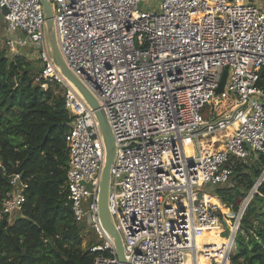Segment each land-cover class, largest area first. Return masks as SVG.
<instances>
[{
  "label": "built area",
  "instance_id": "2783aa9c",
  "mask_svg": "<svg viewBox=\"0 0 264 264\" xmlns=\"http://www.w3.org/2000/svg\"><path fill=\"white\" fill-rule=\"evenodd\" d=\"M49 1L64 62L105 111L116 143L108 208L125 260L230 264L245 207L224 234L225 211L213 190L229 182L236 161L264 156V7L252 0H160L146 11L141 0ZM2 9L7 54L31 55L40 79L61 88L71 119L65 186L73 219L86 218L96 235L87 249L92 264H120L99 218L105 151L94 112L49 58L40 0H0ZM229 99L223 114L205 118L206 106ZM228 126L233 134L223 148L204 152L201 138ZM9 185L0 215L10 221L23 211L28 183L15 174ZM205 187L212 196L199 198ZM215 229L219 249L201 239Z\"/></svg>",
  "mask_w": 264,
  "mask_h": 264
},
{
  "label": "trees",
  "instance_id": "16d2710c",
  "mask_svg": "<svg viewBox=\"0 0 264 264\" xmlns=\"http://www.w3.org/2000/svg\"><path fill=\"white\" fill-rule=\"evenodd\" d=\"M29 61L0 52V203L17 169L28 183L22 213L10 221L0 215V264H92L94 256L81 249L82 227L73 219L65 186L64 137L71 119L62 99L50 86L42 87L43 79L33 83ZM231 106L229 99L210 108L220 115ZM263 172L264 156L236 161L229 182L214 188V196L232 212L229 224ZM204 242L222 246L217 237ZM230 264H264V179L244 211Z\"/></svg>",
  "mask_w": 264,
  "mask_h": 264
},
{
  "label": "water",
  "instance_id": "95a60500",
  "mask_svg": "<svg viewBox=\"0 0 264 264\" xmlns=\"http://www.w3.org/2000/svg\"><path fill=\"white\" fill-rule=\"evenodd\" d=\"M42 5V10L44 14V35H45V45L48 52L49 58L53 63L56 71L61 75V77L73 88L77 95L82 99L85 105L94 112V117L98 123L100 135L104 145L105 157L104 164L101 171L100 182H99V218L104 230L109 235L112 240L113 246L117 253V258L120 264H128L124 258L122 240L119 233L116 231L113 219L109 212L108 208V198H109V187H110V170L114 161L115 152H116V143L110 128V124L106 113L98 105L95 97L88 91L84 84L71 72L64 62V59L59 50L57 43L55 23L53 20L52 7L49 0H40ZM5 9H2V16H5ZM227 77V70H224L219 87L216 90V95L222 93L225 81ZM20 169L15 171V174L18 175ZM264 175L260 177L259 180H262ZM257 186L254 190L247 196L245 201L242 204V207L246 208L250 199L252 198L254 192L256 193ZM247 200H249L248 203Z\"/></svg>",
  "mask_w": 264,
  "mask_h": 264
},
{
  "label": "rangeland",
  "instance_id": "374dc122",
  "mask_svg": "<svg viewBox=\"0 0 264 264\" xmlns=\"http://www.w3.org/2000/svg\"><path fill=\"white\" fill-rule=\"evenodd\" d=\"M252 1L255 2L258 5H262L264 7V0H252ZM160 3H161L160 0H141V4H140L139 8L142 9V10H146V11H152L153 9L154 10L158 9ZM5 35H6V33H5V23H4L2 15L0 14V52L3 51L5 53V55H6V57H8L10 59V56L5 51V47H4ZM30 56H27L29 60L32 58ZM28 64H29V72H30L31 76H33V78H34L33 83L34 84H39V79H40L39 74H40V71H41L40 63L35 61V60L34 61L30 60ZM44 81L46 82L45 88H47V86H50L51 89H52L53 95L56 98H61L62 99L61 88L59 86L56 87L55 84L52 81H50L49 78H47ZM213 113L217 114V112L211 110L210 107H208V106L205 107L204 116H205L206 119H209L211 116H213ZM217 115H219V114H217ZM229 129H230L229 127L225 128L221 133H216L215 136L213 138H211V139L209 137H207V140L204 139V138H201L202 143L205 145V146L203 145V151L205 152L207 150H210L211 146L212 147H216L218 149L219 145L223 141V139L230 136ZM262 175H264V172L262 173ZM259 182L260 181L258 180L256 184L258 185ZM208 188L209 187H205L204 189H202L201 192H198V197L201 198L202 194H206V195L212 196V193H210ZM214 198H217V197L214 196ZM213 201L215 203H217L221 209H224L223 211H225L224 212V216L226 218V222H225V224H223V227H224L223 233L226 234L228 232L227 227L229 226V221L228 220L231 217H233L232 212L228 208H226V207L224 208V205H222V203L220 202V200H218V198L217 199H213ZM248 202H249V200H247L246 203H248ZM242 204H241V206H242ZM260 206L263 207V202L260 203ZM81 227H82L81 234L83 236L82 237L83 239H82L81 249H83V251H84V250L88 249V247L90 246L89 242L91 241V239L94 240V242H96L97 238H96V235L94 234V232L92 231V229H90V227L87 225L86 218H84L83 222L81 223ZM217 249H219V247H217Z\"/></svg>",
  "mask_w": 264,
  "mask_h": 264
},
{
  "label": "bare ground",
  "instance_id": "6f19581e",
  "mask_svg": "<svg viewBox=\"0 0 264 264\" xmlns=\"http://www.w3.org/2000/svg\"><path fill=\"white\" fill-rule=\"evenodd\" d=\"M230 129H229V133H230V136H232L233 134V129H234V126H228ZM226 127V128H228ZM223 148V142L221 143V146L220 148H218L217 150H221ZM209 150L205 151V152H208ZM221 229H215V230H212L210 231L209 233L205 234L202 236V241L204 242V239H211V238H219V233H220ZM199 264H207V260L206 259H203L202 257L199 258Z\"/></svg>",
  "mask_w": 264,
  "mask_h": 264
},
{
  "label": "crops",
  "instance_id": "0c3cea01",
  "mask_svg": "<svg viewBox=\"0 0 264 264\" xmlns=\"http://www.w3.org/2000/svg\"><path fill=\"white\" fill-rule=\"evenodd\" d=\"M222 142H223V141H222ZM222 142H221V143H222ZM221 143H220V146H221ZM220 146H219V148H220ZM216 199H217V198H216Z\"/></svg>",
  "mask_w": 264,
  "mask_h": 264
}]
</instances>
